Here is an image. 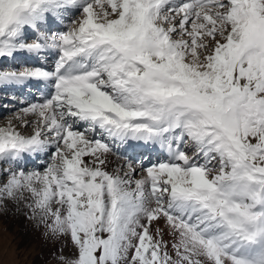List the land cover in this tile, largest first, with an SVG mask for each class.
<instances>
[{"label": "snow or ice", "instance_id": "obj_1", "mask_svg": "<svg viewBox=\"0 0 264 264\" xmlns=\"http://www.w3.org/2000/svg\"><path fill=\"white\" fill-rule=\"evenodd\" d=\"M22 53L0 86L51 91L0 126V214L59 264H264V0H0ZM130 141L164 159L108 171Z\"/></svg>", "mask_w": 264, "mask_h": 264}, {"label": "rangeland", "instance_id": "obj_2", "mask_svg": "<svg viewBox=\"0 0 264 264\" xmlns=\"http://www.w3.org/2000/svg\"><path fill=\"white\" fill-rule=\"evenodd\" d=\"M17 57L22 58L21 56ZM19 58H15L11 61L3 60L0 66L20 67L24 63ZM13 61L16 63H13ZM6 94L9 93L6 92ZM17 111H11L9 108V110L6 109L1 112L0 126H3L10 118V115L15 114ZM143 152L139 153L143 154ZM114 154L119 158L118 161H122L117 153ZM146 154H148V151ZM137 159L138 161H142L143 158L138 156ZM150 160L151 159H149V162H151ZM34 165L35 164H33V166ZM150 165L151 164L148 166ZM23 167H25V165H23ZM25 168L32 169L33 167L31 163H28ZM23 211V209L16 211L10 205L6 213L0 214V243H2L6 250L3 256L0 257V264H59V261L54 258L53 254L57 252L60 243L46 239L43 235L44 229L42 227H37L34 222L26 220ZM69 251L70 246L64 248L65 255H67Z\"/></svg>", "mask_w": 264, "mask_h": 264}, {"label": "bare ground", "instance_id": "obj_3", "mask_svg": "<svg viewBox=\"0 0 264 264\" xmlns=\"http://www.w3.org/2000/svg\"><path fill=\"white\" fill-rule=\"evenodd\" d=\"M17 56L22 57V58L16 57V58L21 59V61H23L24 64H22V66L25 65V63L28 66H34V65L39 64V61L36 58L31 57L28 54L22 53V54H19ZM9 61H11V60H9ZM2 62H3V60H0V63H2ZM13 63H16V62L13 61ZM51 64H52V58L50 57L47 67H51ZM31 87H34V90L31 89ZM50 91H51V89L49 86H47L43 82L36 81V80L28 81L23 85L0 86V114H1V112H3L6 109L9 110V108L11 109V111L12 110L17 111V110L21 109L22 107L26 106L28 103L39 102L43 99L44 96L48 95L50 93ZM6 92L9 94H6ZM13 115H10V118ZM25 134H27V132H25ZM144 150H147L148 152H150V155H151V153L158 152V150H156L154 148L143 146V145L138 144L136 142L130 141L128 145L121 147L118 150V152H115L122 159V161H118L119 158L115 154L108 156L107 170L110 172L113 171L115 168L122 165L124 163L125 159L132 160V161H134V163L137 162L138 156H136L135 153L136 152H143ZM146 155L148 158H145V159H142V161H139V162H142L144 166L148 163L149 159H151L150 161H152V158H150V155H148V154H146ZM85 159H88V158L86 157ZM28 163H31L32 167L35 168V167L39 166L42 163V161L35 159V158H30L27 161H25L23 163V165H25V167H26V165ZM33 164H35V165L33 166ZM164 239L170 240V237L165 235Z\"/></svg>", "mask_w": 264, "mask_h": 264}]
</instances>
